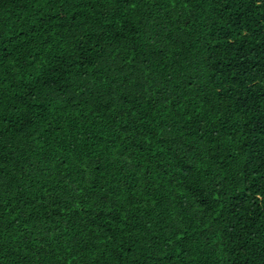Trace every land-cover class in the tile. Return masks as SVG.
Listing matches in <instances>:
<instances>
[{
  "label": "trees",
  "instance_id": "obj_1",
  "mask_svg": "<svg viewBox=\"0 0 264 264\" xmlns=\"http://www.w3.org/2000/svg\"><path fill=\"white\" fill-rule=\"evenodd\" d=\"M0 264H264V3L0 0Z\"/></svg>",
  "mask_w": 264,
  "mask_h": 264
},
{
  "label": "snow or ice",
  "instance_id": "obj_2",
  "mask_svg": "<svg viewBox=\"0 0 264 264\" xmlns=\"http://www.w3.org/2000/svg\"><path fill=\"white\" fill-rule=\"evenodd\" d=\"M259 3H264V0H258Z\"/></svg>",
  "mask_w": 264,
  "mask_h": 264
}]
</instances>
